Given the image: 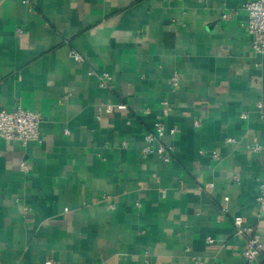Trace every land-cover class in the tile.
<instances>
[{
    "label": "crops",
    "instance_id": "obj_1",
    "mask_svg": "<svg viewBox=\"0 0 264 264\" xmlns=\"http://www.w3.org/2000/svg\"><path fill=\"white\" fill-rule=\"evenodd\" d=\"M249 1L0 0V110L43 116L41 143L0 137V264H248L233 217L264 244V54L243 26ZM101 102L128 109L98 120ZM160 119L180 129L163 138L169 163L141 156Z\"/></svg>",
    "mask_w": 264,
    "mask_h": 264
},
{
    "label": "built area",
    "instance_id": "obj_2",
    "mask_svg": "<svg viewBox=\"0 0 264 264\" xmlns=\"http://www.w3.org/2000/svg\"><path fill=\"white\" fill-rule=\"evenodd\" d=\"M28 2V0H25ZM247 19L243 24L246 32L251 38L252 49L256 53L264 54V0H250L245 4ZM21 32V30H19ZM71 57L77 62H85V58L75 50L70 51ZM91 75H96L99 86L102 88H112L113 77L107 71H90ZM172 91L177 90L181 84V74L178 71L173 72L170 77ZM256 108L264 116V99H259ZM128 105L125 103L111 104L101 102L97 105L96 118L101 120L104 114L110 115L116 110H127ZM161 110L163 116L167 117L175 110V105L168 99L161 101ZM241 117L246 119L247 112H242ZM43 116L40 112L32 109L24 108L17 105L13 110H0V137L19 144L25 149L31 142H42L41 123ZM194 126L200 128L202 126L201 118L194 120ZM180 129L172 127L167 129L163 120L154 122L153 129L145 133V144L141 149V156L147 158L149 155L156 154L164 162L169 163L172 160L174 146L163 141L166 134H176ZM232 141V139H227ZM130 141L126 138L121 139L120 147L128 148ZM263 146L259 142H254L251 149L254 153L261 152ZM213 156L218 158L216 151H213ZM20 169L24 174H29L30 166L27 160L23 159L20 163ZM227 199V198H226ZM107 210H115L116 205L113 203L110 196H106ZM225 209H223L224 211ZM30 207L24 204V212L27 215ZM255 216L260 219L264 216V182L261 183L259 193L256 198ZM233 223L237 231L246 237L247 246L243 251V256L248 264H255L262 257L264 264V244L261 241L260 235L257 232V226H247L244 224L243 217H233ZM209 242H213L208 238ZM45 264H61L56 259H48Z\"/></svg>",
    "mask_w": 264,
    "mask_h": 264
},
{
    "label": "trees",
    "instance_id": "obj_3",
    "mask_svg": "<svg viewBox=\"0 0 264 264\" xmlns=\"http://www.w3.org/2000/svg\"><path fill=\"white\" fill-rule=\"evenodd\" d=\"M153 126H154V124L152 125V127L148 131H151L153 129Z\"/></svg>",
    "mask_w": 264,
    "mask_h": 264
}]
</instances>
